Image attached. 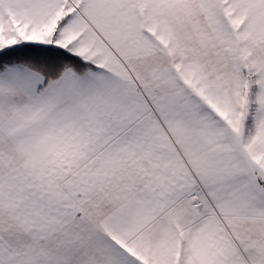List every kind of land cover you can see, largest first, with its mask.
<instances>
[{
    "label": "snow or ice",
    "instance_id": "snow-or-ice-1",
    "mask_svg": "<svg viewBox=\"0 0 264 264\" xmlns=\"http://www.w3.org/2000/svg\"><path fill=\"white\" fill-rule=\"evenodd\" d=\"M0 264H264V0H0Z\"/></svg>",
    "mask_w": 264,
    "mask_h": 264
}]
</instances>
